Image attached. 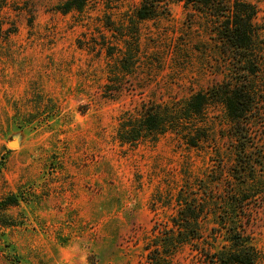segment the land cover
<instances>
[{
	"label": "rangeland",
	"instance_id": "374dc122",
	"mask_svg": "<svg viewBox=\"0 0 264 264\" xmlns=\"http://www.w3.org/2000/svg\"><path fill=\"white\" fill-rule=\"evenodd\" d=\"M66 1L0 0V264H151L154 228L189 187L210 214L206 241L163 263L197 264V248L228 247L235 227L264 264V0H237L255 9L257 38L236 55L220 43L219 21L177 0L150 20L135 18L139 0L64 13ZM245 78L259 126L239 154L214 91ZM199 93L207 105L187 114ZM149 108L173 125L121 143V122ZM246 157L252 169L236 164Z\"/></svg>",
	"mask_w": 264,
	"mask_h": 264
},
{
	"label": "trees",
	"instance_id": "16d2710c",
	"mask_svg": "<svg viewBox=\"0 0 264 264\" xmlns=\"http://www.w3.org/2000/svg\"><path fill=\"white\" fill-rule=\"evenodd\" d=\"M87 0H68L65 3L63 12L71 10H80ZM184 5L192 7L195 11L203 13L212 19L219 21L217 28V36L220 43L234 55L237 52L250 53L254 41L257 38L256 30L253 26L255 19V9L250 4L237 0H177ZM166 0H139V4L135 9L134 16L137 20H150L155 18L159 12L161 5L165 4ZM225 20H221V19ZM249 61V56L245 58L239 57L235 59L237 64H243ZM242 73V72H239ZM220 87V86H219ZM217 88L215 95L221 96V102L225 105L227 115L235 127L234 138L239 143V154L245 152V148L249 144H253V130L257 129L258 114L256 105L258 100L255 98V90L248 86V81L245 79L231 80L222 88ZM208 98L205 94L199 93L193 96L186 104L185 111L187 114H200L207 105ZM167 119V120H166ZM169 119V120H168ZM173 118L165 116L163 118L157 108H149L144 110L139 118L124 120L119 125L117 130V138L123 143H132L138 141L145 133H163L167 130V125H173ZM175 125V124H174ZM238 154V155H239ZM241 164L244 169L253 168V163L250 158L236 161V164ZM259 167L264 168V158L259 159ZM189 191L181 192L176 195V214L168 223L158 224L152 233V244L146 246L148 251V259L151 264H164L165 257H171L181 247L195 241L201 244L206 241L202 230L203 222L209 218V213L203 208L205 199L197 192ZM251 196L248 199L258 198ZM244 201L240 199L238 209H243ZM236 216H239L237 210ZM224 216L219 222L218 228H213L210 234V239L216 242L217 237L224 233L226 225ZM227 233L228 247H223L222 250H214L213 244H208L211 247L202 245L196 249L197 264H256V253L248 244L245 238L237 228L225 230ZM199 247V246H198Z\"/></svg>",
	"mask_w": 264,
	"mask_h": 264
}]
</instances>
